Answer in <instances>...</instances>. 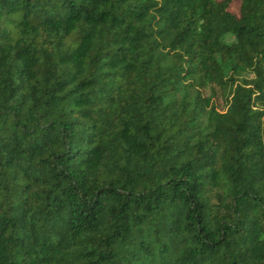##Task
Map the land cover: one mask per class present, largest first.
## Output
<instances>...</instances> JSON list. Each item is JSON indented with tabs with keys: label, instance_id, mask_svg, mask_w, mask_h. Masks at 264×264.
<instances>
[{
	"label": "trees",
	"instance_id": "1",
	"mask_svg": "<svg viewBox=\"0 0 264 264\" xmlns=\"http://www.w3.org/2000/svg\"><path fill=\"white\" fill-rule=\"evenodd\" d=\"M0 264H264V0H0Z\"/></svg>",
	"mask_w": 264,
	"mask_h": 264
}]
</instances>
